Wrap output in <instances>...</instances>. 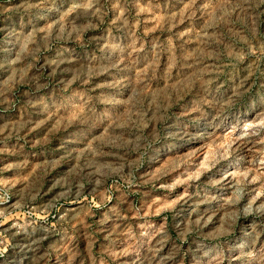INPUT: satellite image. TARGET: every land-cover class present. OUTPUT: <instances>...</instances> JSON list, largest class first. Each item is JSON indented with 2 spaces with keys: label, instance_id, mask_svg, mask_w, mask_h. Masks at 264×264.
Listing matches in <instances>:
<instances>
[{
  "label": "rangeland",
  "instance_id": "1",
  "mask_svg": "<svg viewBox=\"0 0 264 264\" xmlns=\"http://www.w3.org/2000/svg\"><path fill=\"white\" fill-rule=\"evenodd\" d=\"M0 264H264V0H0Z\"/></svg>",
  "mask_w": 264,
  "mask_h": 264
}]
</instances>
